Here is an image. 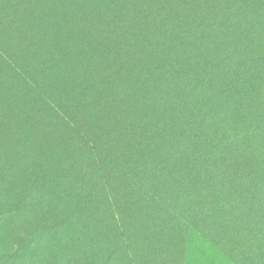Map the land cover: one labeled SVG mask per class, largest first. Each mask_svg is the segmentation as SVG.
<instances>
[{
	"label": "trees",
	"instance_id": "16d2710c",
	"mask_svg": "<svg viewBox=\"0 0 264 264\" xmlns=\"http://www.w3.org/2000/svg\"><path fill=\"white\" fill-rule=\"evenodd\" d=\"M264 264V0H0V264Z\"/></svg>",
	"mask_w": 264,
	"mask_h": 264
},
{
	"label": "rangeland",
	"instance_id": "374dc122",
	"mask_svg": "<svg viewBox=\"0 0 264 264\" xmlns=\"http://www.w3.org/2000/svg\"><path fill=\"white\" fill-rule=\"evenodd\" d=\"M211 263V261L210 260H202V264H210Z\"/></svg>",
	"mask_w": 264,
	"mask_h": 264
}]
</instances>
